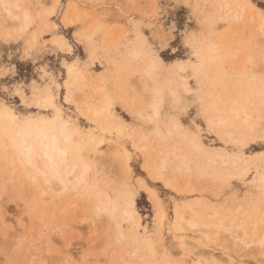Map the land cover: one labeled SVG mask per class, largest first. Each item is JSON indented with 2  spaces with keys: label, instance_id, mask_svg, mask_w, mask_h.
<instances>
[{
  "label": "rangeland",
  "instance_id": "obj_1",
  "mask_svg": "<svg viewBox=\"0 0 264 264\" xmlns=\"http://www.w3.org/2000/svg\"><path fill=\"white\" fill-rule=\"evenodd\" d=\"M55 1L18 0L20 8H14V12L28 9L32 22L19 36L4 37L0 32V103L12 109L20 119L27 114L37 117L42 113L51 117L52 110L44 111L42 106L36 105L37 95L50 90L63 116L83 134L91 129L105 136L98 151L83 149V157L94 163V170L88 177L99 178L100 187L110 195L125 188L126 184L131 190H138L136 209L146 228L145 236L151 238L156 254L151 264H165V260H169V264H179L177 259L182 248L178 245V237L184 235L189 241L203 239L202 243L218 250L224 248L232 254L234 262L264 264V247L253 244L248 249L232 250L224 236L212 242L210 235L201 231L193 234L176 224L179 209L186 216L200 214L206 219H215L205 214L216 210L218 216L225 219L232 215L238 219L242 217L245 227L250 229L251 221H255L264 209L261 160L250 163L249 173L241 179L210 176L206 169L207 165L212 167L207 158L216 164L224 153L242 152L246 157L258 151L264 153L263 132L251 135L243 145L226 142L220 134L221 129L214 124L216 112L213 108L224 110L225 104L231 106L230 103L236 101L233 94L238 82L233 71L238 65L245 60L242 64L245 74L238 77L250 78L254 85L257 81L264 82V36L260 34L257 20L250 19L253 11L245 7L247 10L242 12V17L220 20L221 6L230 1L235 7L233 1L238 0H59L56 5ZM239 1L244 6L247 2L253 3L264 14V0ZM50 8H54V12L46 14ZM2 18L0 15V20ZM139 35L145 39L144 47L164 61L154 78L156 82L167 86L168 79H174L169 85L177 91V95H172L164 87L157 128L156 123L136 114L141 110L150 113L144 99L150 79L139 80L129 66L142 61L129 62L123 57L128 47L140 45ZM60 37L65 38L66 45L56 42ZM206 42L218 44L219 49L208 58L201 57L198 52L199 44ZM176 60L185 67L187 77L184 79H179L173 71L172 61ZM200 60L208 64L207 69L201 68V73H194ZM70 64L78 68L80 74L69 77L67 66ZM184 81L189 91L185 90ZM68 85L71 90L73 88L69 100L65 98ZM104 94L110 95L112 100L111 112L135 130L133 137L116 136L85 117L83 109L94 103L93 106H99ZM175 121L181 124L180 132L196 135L205 146L216 147L217 151L206 149L209 154L202 155L191 151L195 158L191 159L189 168L175 169L173 147L184 144L177 137L178 131L171 127ZM2 134L0 129V264H128V261L141 264L137 255L128 256L133 246L130 239H121L116 225L109 221L111 218L95 215L75 191L54 199L40 197L39 190L35 189L36 197H29L32 192L18 186L12 170L13 160L5 158ZM123 150L128 152V161ZM160 150L168 153L170 164L162 169L161 180H157L153 178L156 169L152 161L166 154ZM139 177L156 191L165 218L170 221L169 231L164 235L158 224L155 202L148 191L137 187ZM238 204H242L243 210L249 207L241 217L240 213H234ZM252 204L258 209L254 210ZM116 220L122 225L120 230L128 231L125 222ZM261 221L264 227V218Z\"/></svg>",
  "mask_w": 264,
  "mask_h": 264
},
{
  "label": "bare ground",
  "instance_id": "obj_2",
  "mask_svg": "<svg viewBox=\"0 0 264 264\" xmlns=\"http://www.w3.org/2000/svg\"><path fill=\"white\" fill-rule=\"evenodd\" d=\"M58 1L59 0L55 1V5ZM233 3L235 4V7L230 5V1L225 2L221 6L223 13L221 12L222 15L219 19L225 20L226 18L236 19L242 17V12L247 10L246 8L248 7L251 11H253V16H251V14L250 19L252 18L257 20L260 34L261 36H264L263 11L258 7H255L253 3L247 4V2L245 6L242 2L240 3L239 0L233 1ZM14 8H20L18 0H0V15L3 16L0 20V32H2L4 37L19 36V34L25 31L32 22V16L28 9L22 8L17 13L14 12ZM53 12L54 8H50L45 11L46 14H51ZM3 21H6V23L4 24ZM70 21H67V23H70ZM8 26L10 28H8ZM140 35L138 36L140 45L128 47V49L123 53V57L129 62L131 60L142 61L139 64L136 63L135 66H129L131 73H135L139 80L143 81L145 78L150 79L151 83L149 84L146 94H144L145 105L150 109V113L141 110L137 111L136 114L143 119L156 123L157 128L160 121L159 116L161 114V105L164 95L163 92L165 90L164 87H166V89L174 95H177V91L172 85H169L174 79H168L169 84L167 83V86H160V84L154 79L155 76H157V73L161 71L160 69L163 68L164 61L160 56L152 54L150 49L144 47L145 39ZM56 42L62 44V46L66 45L64 37H60ZM218 51V44L213 42H206L203 45L199 44L198 47V52L201 57L203 56L204 58L211 57ZM262 53V57H264V49ZM244 62L245 60L242 64H244ZM172 64L173 71L179 79L187 77L185 67L181 63L179 64V61H172ZM242 64L238 65L239 67L233 71L236 75V81L238 82V85L236 87L234 86L235 90L237 89L235 94H233L236 98L235 103H230L231 106H225V104L223 106L224 110L213 108V111L216 112L214 115V124L221 129L220 134L222 138L226 142H240L244 143L243 145H246V140L248 138L250 139L251 135L257 136L262 132L264 133V125L262 123V118H264V82L257 81V84L254 85V82H251L250 78H240L245 74L244 65ZM206 65H204V63L200 60V63L197 66L198 68H194L193 72L201 73L202 69H207L205 68ZM67 71L69 77L80 74L79 69L75 68L72 64L67 66ZM220 73L223 72L220 70ZM166 81L167 80H165V83ZM69 86L70 85H68V90H66L67 93H65V98L67 100L71 98L70 92L73 91V88L71 90V86ZM183 86L185 90L189 91L190 88L187 82L184 81ZM109 96L105 95L103 101H100L101 104L99 106H93L96 104L94 103L92 106L85 107L86 109H83L85 117L89 122L95 123L103 130L115 133L116 136L133 137V134L136 132L129 126L128 122L121 120L120 116L119 118L116 114L111 112L110 105H112V100ZM36 105L42 106L44 111L52 110L53 115L49 117L42 113L40 116L34 117V115L27 114L24 115V118H21V120L12 109L3 103H0V129L3 132L2 135L5 137L2 138L5 140H2L1 147L5 150V158L7 160H13L11 161L14 164L12 170L15 171L18 186L21 189L23 188L31 191L32 193L29 197H36V191L34 192L35 189L39 190L40 197L43 198H57L63 194H67L68 192L75 191L76 196L80 199V201L82 200L84 203L86 202L87 206L92 208L95 215L108 216L109 219L111 218L113 220L111 221V219H108L111 224L114 222L116 225L118 236L121 239H130L133 246L128 252V256L137 255L138 260H136L141 264H151L153 261L155 262L156 254L154 252L151 238L148 235L145 236V233H147L145 231L146 228L143 223H141V218L135 205V197L138 190L135 188V190H131L126 184L125 188L119 189L118 192L115 191L114 194L112 193L110 195L107 191L102 189L103 187H100L101 184L99 185V178L94 176L93 179H91L88 177L89 173L94 170V163H90V161L83 157V149L98 151L99 144L104 141L103 137L105 136H100L101 134L99 135V133H96L95 130L91 129L83 134L79 127L63 116L62 110L57 105L54 100V94L51 93L50 90H45L37 95ZM247 107L250 108L248 109ZM246 109H248V111ZM171 127L174 131H178V133H176L177 137L179 136L181 141L184 143L180 146L175 145L173 147L172 156L175 159L173 164L175 169L179 170L182 168H189V163L192 162L191 159L195 158L192 156L194 153L191 151L197 152L201 155L206 152V149L217 151L216 147L205 146L196 135H189L184 130L180 132L182 127L179 122H172ZM142 137H144V135ZM141 148L143 149L145 146L141 145ZM221 151L223 150L221 149ZM160 152H164V154L166 153L164 150H160ZM206 153L209 154V152ZM123 154L127 155L126 161H128V152L123 150ZM167 154L168 153L163 156H158L156 161H152V166L156 169V173L153 175V178L157 180H161L162 169L167 166V163L170 164L167 162ZM259 160H261V164L264 165V153L259 151L254 152L247 157L245 156V153L242 152L230 154L224 153L220 162L217 163L215 161L216 164L214 163V160L210 158L206 159V161L212 165V167L207 165V174L223 178L235 177L241 179L249 173L250 163L253 164V162ZM5 163H7L6 160ZM254 167L257 166L255 165ZM137 187L138 189H144L149 192L151 199L156 204V216L161 232L163 235L164 232L168 233L170 221L165 218L164 208H162L160 204V198L156 195V191L153 188L148 187L144 180L140 177L137 179ZM252 206H254V210L258 209L256 205L252 204ZM242 207V204H238L234 210V213H240L239 215L237 214L240 217L244 212L246 213L249 208L244 209V211ZM253 213H255V211H253ZM258 215L259 216L258 218H255V221H251V228L249 227L250 229H247L244 225L245 219L243 220L242 217L241 219H238L236 216L232 215L230 218L225 219L223 216H218V212H216V210H212L207 212L205 216L216 218L206 219L200 216V214H191L186 216L179 209L176 214V224L178 226H183L187 229V231L189 230V232H193V234L195 231L204 232L207 236L210 235L209 238H211L212 242L217 240L218 237L224 236L226 237L231 249L238 247H246L248 249V246L253 244L260 248L264 247V227L261 225V220L264 218V209ZM116 219H119L120 222H125L127 224L128 231H125L126 233L123 232L124 230H120L119 227L122 225L117 223ZM260 226H262V228H259ZM162 237L163 236L161 235L160 240ZM173 237H175L174 234ZM196 240L197 239L189 241L186 235L178 237V245L181 246L182 252L180 251V258H176L178 260L177 263L241 264L239 262H234V259L231 256L232 254L227 252L224 248H220L218 250L209 244H205V242L202 243L203 239H200L201 242L200 240ZM224 247H226V245ZM246 248L245 250H247ZM164 258H166L165 254ZM167 261L169 260H165L163 263L169 264ZM156 263H158L157 260Z\"/></svg>",
  "mask_w": 264,
  "mask_h": 264
}]
</instances>
